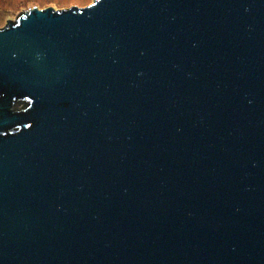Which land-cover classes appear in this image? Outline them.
Here are the masks:
<instances>
[{"label": "water", "instance_id": "95a60500", "mask_svg": "<svg viewBox=\"0 0 264 264\" xmlns=\"http://www.w3.org/2000/svg\"><path fill=\"white\" fill-rule=\"evenodd\" d=\"M7 20L0 264H264V0Z\"/></svg>", "mask_w": 264, "mask_h": 264}, {"label": "rangeland", "instance_id": "374dc122", "mask_svg": "<svg viewBox=\"0 0 264 264\" xmlns=\"http://www.w3.org/2000/svg\"><path fill=\"white\" fill-rule=\"evenodd\" d=\"M94 0H0V28L9 20H14L19 12L36 5L38 8L55 7L58 9L70 8L74 5L85 7Z\"/></svg>", "mask_w": 264, "mask_h": 264}]
</instances>
